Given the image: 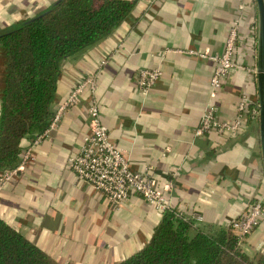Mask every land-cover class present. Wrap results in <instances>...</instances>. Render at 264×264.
Wrapping results in <instances>:
<instances>
[{
	"label": "crops",
	"instance_id": "1",
	"mask_svg": "<svg viewBox=\"0 0 264 264\" xmlns=\"http://www.w3.org/2000/svg\"><path fill=\"white\" fill-rule=\"evenodd\" d=\"M54 1L0 0V31ZM233 26L240 65L213 95L216 62L199 54L223 52ZM257 56L256 0H137L112 34L62 60L55 108L90 76L96 89H85L33 148L34 159L4 186L0 217L60 264H117L149 242L160 211L137 194L113 205L68 166L90 133L95 104L133 169L149 170L159 189L172 183L176 211L203 229L231 225L264 198L259 117L251 116L259 108ZM155 67L162 77L143 93L139 72ZM3 70L0 47V98ZM242 95L249 102L237 134L196 135L205 108L215 105L220 119L233 121ZM240 246L252 257L264 254V219Z\"/></svg>",
	"mask_w": 264,
	"mask_h": 264
},
{
	"label": "trees",
	"instance_id": "2",
	"mask_svg": "<svg viewBox=\"0 0 264 264\" xmlns=\"http://www.w3.org/2000/svg\"><path fill=\"white\" fill-rule=\"evenodd\" d=\"M137 0H55L0 31L4 54L0 98V175L20 165L26 148L50 127L62 60L107 38ZM149 242L117 264H264L240 246L232 224L197 227L174 210ZM0 264H60L0 217Z\"/></svg>",
	"mask_w": 264,
	"mask_h": 264
},
{
	"label": "built area",
	"instance_id": "3",
	"mask_svg": "<svg viewBox=\"0 0 264 264\" xmlns=\"http://www.w3.org/2000/svg\"><path fill=\"white\" fill-rule=\"evenodd\" d=\"M238 42V28L233 26L226 40L223 52L215 55L201 53L200 56L210 58L216 62V68L211 80L214 95L223 85L232 70L240 64L236 59ZM183 52V50H176ZM194 54L193 50L184 51ZM163 71L159 67L145 68L139 72L137 84L143 93H147L159 79ZM94 76L86 78L77 84L68 98L58 107L49 129L38 136L24 152L20 165L13 169H6L0 175V192L6 184L18 178L22 168L34 159L33 148L38 145L48 132L56 128L66 110L80 102L86 88L96 89ZM249 98L242 95L238 106V115L233 121L218 117L217 107L209 105L204 109L196 128V135H202L211 130L221 134H237L246 123V110ZM90 133L85 136L84 144L79 153L68 158V166L77 177L94 190L103 194L113 205L124 203L132 194L141 196L158 211L174 210L179 216H184L172 207L171 193L173 185L168 182L163 189H159L149 170H134L124 150L115 145L109 135L108 128L100 120L99 108L90 105ZM251 116L259 117V108L252 109ZM264 219V198L251 202L242 214L232 223V230L244 241Z\"/></svg>",
	"mask_w": 264,
	"mask_h": 264
},
{
	"label": "water",
	"instance_id": "4",
	"mask_svg": "<svg viewBox=\"0 0 264 264\" xmlns=\"http://www.w3.org/2000/svg\"><path fill=\"white\" fill-rule=\"evenodd\" d=\"M258 5V94H259V128L264 163V0H256ZM17 229L16 227H13Z\"/></svg>",
	"mask_w": 264,
	"mask_h": 264
},
{
	"label": "rangeland",
	"instance_id": "5",
	"mask_svg": "<svg viewBox=\"0 0 264 264\" xmlns=\"http://www.w3.org/2000/svg\"><path fill=\"white\" fill-rule=\"evenodd\" d=\"M252 257V256H251Z\"/></svg>",
	"mask_w": 264,
	"mask_h": 264
}]
</instances>
